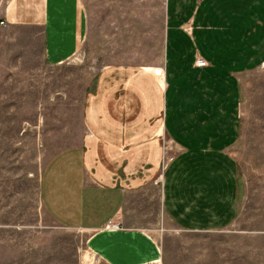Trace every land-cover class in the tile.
I'll return each mask as SVG.
<instances>
[{
  "label": "crops",
  "instance_id": "0c3cea01",
  "mask_svg": "<svg viewBox=\"0 0 264 264\" xmlns=\"http://www.w3.org/2000/svg\"><path fill=\"white\" fill-rule=\"evenodd\" d=\"M1 4L0 20L37 32L49 64L83 45L100 62L82 137L50 158L40 187L57 224L89 233L98 262L160 261L161 246L144 228L155 224L158 208L147 204L157 191L184 231L215 232L235 220L242 77L264 66V0Z\"/></svg>",
  "mask_w": 264,
  "mask_h": 264
},
{
  "label": "rangeland",
  "instance_id": "374dc122",
  "mask_svg": "<svg viewBox=\"0 0 264 264\" xmlns=\"http://www.w3.org/2000/svg\"><path fill=\"white\" fill-rule=\"evenodd\" d=\"M1 25L0 264H101L87 251L89 233L57 224L40 193L47 162L82 137L85 97L100 62L83 45L51 65L37 32ZM242 87L238 214L215 232H187L167 217L157 191L147 204L158 208L155 224L144 227L161 246L157 264H264V66L244 75Z\"/></svg>",
  "mask_w": 264,
  "mask_h": 264
},
{
  "label": "built area",
  "instance_id": "2783aa9c",
  "mask_svg": "<svg viewBox=\"0 0 264 264\" xmlns=\"http://www.w3.org/2000/svg\"><path fill=\"white\" fill-rule=\"evenodd\" d=\"M0 24H5V22H4L3 20H1V21H0ZM115 225H116V224L110 222L108 226H109V227H114Z\"/></svg>",
  "mask_w": 264,
  "mask_h": 264
}]
</instances>
